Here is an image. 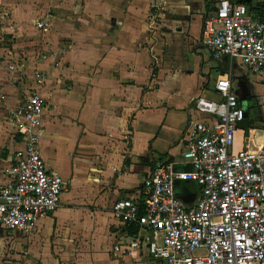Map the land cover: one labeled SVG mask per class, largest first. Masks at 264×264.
I'll return each mask as SVG.
<instances>
[{
    "label": "crops",
    "instance_id": "1",
    "mask_svg": "<svg viewBox=\"0 0 264 264\" xmlns=\"http://www.w3.org/2000/svg\"><path fill=\"white\" fill-rule=\"evenodd\" d=\"M218 1L130 0L126 12L111 18L116 28L98 48L100 61L90 57V49L79 48V60L65 70V79L34 85L46 101L42 154L67 189L35 232L10 234L0 227V240L37 239L25 248L24 264H154L145 248L133 255L112 253L118 241L138 232L136 225L114 218L112 205L121 198H143L144 181L158 160L173 161L178 172L190 169L183 161L186 131L191 122L212 120L196 103L218 99L219 82L230 80L246 106L248 126L239 127L236 149L264 146V122H255L261 117L257 105L264 102L250 90L253 78L264 79L240 60L214 59L200 43L204 16ZM254 2L264 7V0ZM149 12L160 18L166 37L151 45L152 54L149 47L138 48L148 38L140 22ZM22 100H8L1 115L12 134L0 137V182L21 145L15 116ZM175 191L186 207L201 196V187L191 180L177 179Z\"/></svg>",
    "mask_w": 264,
    "mask_h": 264
},
{
    "label": "built area",
    "instance_id": "2",
    "mask_svg": "<svg viewBox=\"0 0 264 264\" xmlns=\"http://www.w3.org/2000/svg\"><path fill=\"white\" fill-rule=\"evenodd\" d=\"M49 16L36 21L39 30L51 28ZM200 43L214 59L240 60L264 79V22L247 5L219 0L204 16ZM216 90L218 99L196 103L212 120L191 122L186 131L183 161L190 169L178 172L173 161L158 160L144 181L143 198L113 203L114 218L138 227L133 238L113 246L115 256L145 248L154 264H264V146L236 149L246 106L230 80L217 83ZM45 109L44 96L34 90L15 116L21 145L0 182V227L6 233L35 232L67 189L64 177L48 168L42 154ZM177 179L199 184L195 205L180 201Z\"/></svg>",
    "mask_w": 264,
    "mask_h": 264
},
{
    "label": "rangeland",
    "instance_id": "3",
    "mask_svg": "<svg viewBox=\"0 0 264 264\" xmlns=\"http://www.w3.org/2000/svg\"><path fill=\"white\" fill-rule=\"evenodd\" d=\"M129 1L0 0V137L12 134L1 116L8 100L21 98L25 101L34 91L35 84L65 79V70L79 60V48L90 49V57L97 55L98 61V48L108 44V34L116 28L111 18L126 12ZM153 13H147L140 22V31L148 38L146 42H140L138 48L149 47V54H152L151 45L166 41L160 18L153 17ZM48 15L53 25L48 31L39 30L36 21ZM12 63L17 66L15 70L9 69ZM253 80L250 90L255 95L259 94L264 102V83L259 79ZM245 88L246 85L243 86ZM257 107L261 117L255 122L261 120L263 123L264 104ZM237 137L240 138V134ZM35 243L34 235H14L0 240V264H24L25 248Z\"/></svg>",
    "mask_w": 264,
    "mask_h": 264
},
{
    "label": "trees",
    "instance_id": "4",
    "mask_svg": "<svg viewBox=\"0 0 264 264\" xmlns=\"http://www.w3.org/2000/svg\"><path fill=\"white\" fill-rule=\"evenodd\" d=\"M237 3H243L248 6L250 10H253L257 13L260 20L264 22V7L260 3H255L254 0H235ZM248 136H246L247 140Z\"/></svg>",
    "mask_w": 264,
    "mask_h": 264
},
{
    "label": "water",
    "instance_id": "5",
    "mask_svg": "<svg viewBox=\"0 0 264 264\" xmlns=\"http://www.w3.org/2000/svg\"><path fill=\"white\" fill-rule=\"evenodd\" d=\"M248 114H246V118L244 121L239 123V127L246 128L248 126V119H247Z\"/></svg>",
    "mask_w": 264,
    "mask_h": 264
}]
</instances>
